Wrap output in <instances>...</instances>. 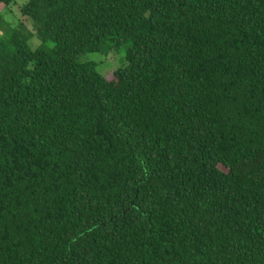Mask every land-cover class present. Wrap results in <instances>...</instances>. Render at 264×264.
Returning a JSON list of instances; mask_svg holds the SVG:
<instances>
[{"label":"trees","instance_id":"1","mask_svg":"<svg viewBox=\"0 0 264 264\" xmlns=\"http://www.w3.org/2000/svg\"><path fill=\"white\" fill-rule=\"evenodd\" d=\"M21 11L33 30L0 41V264H264V0ZM105 47L126 49L111 80L80 60Z\"/></svg>","mask_w":264,"mask_h":264},{"label":"rangeland","instance_id":"2","mask_svg":"<svg viewBox=\"0 0 264 264\" xmlns=\"http://www.w3.org/2000/svg\"><path fill=\"white\" fill-rule=\"evenodd\" d=\"M29 0H15L6 11H3L0 19V41L5 37L11 35L16 30L20 23H25L29 30H33V26L30 20L23 17L22 7ZM40 42L36 39L33 40V47L39 46ZM50 43L47 47H52ZM126 49L113 50L108 47L103 48L98 53L86 54L80 58L82 62L92 61L97 63L99 71L111 80L113 73L118 68H121L125 63Z\"/></svg>","mask_w":264,"mask_h":264}]
</instances>
